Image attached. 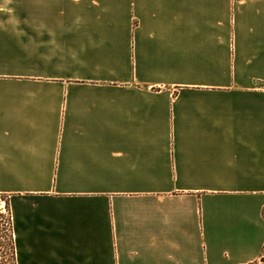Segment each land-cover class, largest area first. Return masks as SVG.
Instances as JSON below:
<instances>
[{
	"label": "crops",
	"instance_id": "1",
	"mask_svg": "<svg viewBox=\"0 0 264 264\" xmlns=\"http://www.w3.org/2000/svg\"><path fill=\"white\" fill-rule=\"evenodd\" d=\"M0 196L16 264H264V0H0Z\"/></svg>",
	"mask_w": 264,
	"mask_h": 264
},
{
	"label": "trees",
	"instance_id": "2",
	"mask_svg": "<svg viewBox=\"0 0 264 264\" xmlns=\"http://www.w3.org/2000/svg\"><path fill=\"white\" fill-rule=\"evenodd\" d=\"M1 198L5 203L7 215L0 214V264H16L8 200L4 196Z\"/></svg>",
	"mask_w": 264,
	"mask_h": 264
},
{
	"label": "rangeland",
	"instance_id": "3",
	"mask_svg": "<svg viewBox=\"0 0 264 264\" xmlns=\"http://www.w3.org/2000/svg\"><path fill=\"white\" fill-rule=\"evenodd\" d=\"M0 214L7 215V210H6V207H5V203H4L3 199L1 198V196H0Z\"/></svg>",
	"mask_w": 264,
	"mask_h": 264
}]
</instances>
